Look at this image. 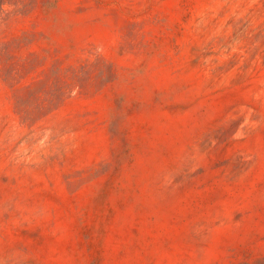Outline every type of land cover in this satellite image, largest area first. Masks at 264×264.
<instances>
[{
  "label": "rangeland",
  "instance_id": "obj_1",
  "mask_svg": "<svg viewBox=\"0 0 264 264\" xmlns=\"http://www.w3.org/2000/svg\"><path fill=\"white\" fill-rule=\"evenodd\" d=\"M0 264H264V0H0Z\"/></svg>",
  "mask_w": 264,
  "mask_h": 264
}]
</instances>
